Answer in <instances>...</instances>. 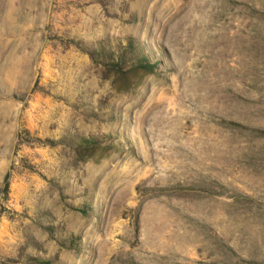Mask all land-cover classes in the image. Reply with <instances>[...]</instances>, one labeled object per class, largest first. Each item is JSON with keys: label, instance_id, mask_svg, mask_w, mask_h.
Segmentation results:
<instances>
[{"label": "rangeland", "instance_id": "obj_1", "mask_svg": "<svg viewBox=\"0 0 264 264\" xmlns=\"http://www.w3.org/2000/svg\"><path fill=\"white\" fill-rule=\"evenodd\" d=\"M0 264H264V0H0Z\"/></svg>", "mask_w": 264, "mask_h": 264}, {"label": "bare ground", "instance_id": "obj_2", "mask_svg": "<svg viewBox=\"0 0 264 264\" xmlns=\"http://www.w3.org/2000/svg\"><path fill=\"white\" fill-rule=\"evenodd\" d=\"M186 100V99H185ZM193 103V102H192ZM201 106H202V104H201ZM196 107H199V106H196Z\"/></svg>", "mask_w": 264, "mask_h": 264}]
</instances>
